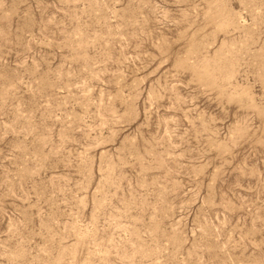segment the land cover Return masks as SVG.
<instances>
[{"label": "rangeland", "instance_id": "374dc122", "mask_svg": "<svg viewBox=\"0 0 264 264\" xmlns=\"http://www.w3.org/2000/svg\"><path fill=\"white\" fill-rule=\"evenodd\" d=\"M0 264H264V0H0Z\"/></svg>", "mask_w": 264, "mask_h": 264}]
</instances>
